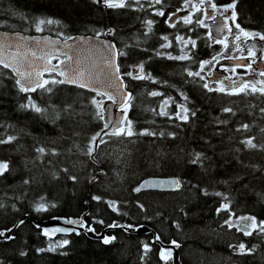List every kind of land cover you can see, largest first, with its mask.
Returning a JSON list of instances; mask_svg holds the SVG:
<instances>
[{
	"label": "trees",
	"instance_id": "obj_1",
	"mask_svg": "<svg viewBox=\"0 0 264 264\" xmlns=\"http://www.w3.org/2000/svg\"><path fill=\"white\" fill-rule=\"evenodd\" d=\"M212 2L223 6L232 0ZM188 5L186 0H163L162 4L141 0L131 8H108L91 0H0L2 31L60 38L109 36L118 52L125 53L119 54L118 64L133 97L127 117L137 132L156 133L103 136L108 142L100 145L95 159L90 158L84 149L103 127L90 103L95 94L52 83L46 86L51 92L22 93L12 74L0 67V140L15 137L0 144V161L9 164L0 176V231L11 229L25 215L44 220L87 213V224L97 233L112 224L131 229L144 225L161 241L178 242L183 264H264V234L256 230L245 236L224 224L229 218L235 224L241 216L264 221V150L242 143L255 137L253 143L264 145V95L209 92L202 87L203 80L187 75V71H198L199 62L211 60L221 48L211 45L207 27L195 22L168 25V16ZM201 8L194 21L202 19L204 5ZM157 9L165 15L154 14ZM235 11L240 28L264 34V0H238ZM39 19L60 23L42 25L43 31L37 32L34 21ZM147 20L154 21L150 32ZM109 29L111 34H105ZM178 35L189 40L188 47L179 46ZM164 36L171 47H161ZM191 40L196 41L195 47ZM181 49L191 58H168L181 55ZM128 72L151 78L133 79L124 75ZM45 79L59 80L53 74ZM152 91L163 95L152 96ZM28 96L46 111L22 109ZM167 98H171L167 115H161ZM177 104L189 109L187 121L177 118V112L184 114ZM226 107L233 111L224 112ZM243 124L249 129H242ZM39 147L46 154L37 153ZM197 154L200 160L192 163ZM150 177H176L181 185L174 192L134 191ZM93 196L102 199L93 200ZM109 201L115 202L116 211ZM40 203L47 205V211L35 210ZM225 203L229 210L218 212ZM108 235L115 237L109 245L85 235L48 239L24 221L13 239L0 241V264H170L158 259L152 234L117 231ZM64 240L66 245L57 246ZM240 243L253 251L240 254L232 247Z\"/></svg>",
	"mask_w": 264,
	"mask_h": 264
},
{
	"label": "snow or ice",
	"instance_id": "obj_2",
	"mask_svg": "<svg viewBox=\"0 0 264 264\" xmlns=\"http://www.w3.org/2000/svg\"><path fill=\"white\" fill-rule=\"evenodd\" d=\"M94 3L102 4L108 8H131L133 6V3L139 5L141 0H93ZM151 3L152 0H149ZM238 0H232V2L228 5H217L216 3H213L212 0H198L196 4H191V0H186V3L191 4L193 8H195L198 12L201 11V7L207 3L212 9H219L222 8L224 12H227L231 10V16H224L221 13V21L217 23L216 26V36L213 37V42L216 44H223L224 51L219 53V56H224L225 53L227 54V59L231 60L233 59V56L231 54V47L229 44V37H231V44L234 45L235 49L237 51L243 52L244 48L241 46L242 44H246L247 40L242 41L241 36L245 38H255L259 37L260 40H264V34L261 33H253L248 32L242 28H240L239 24H235V17L237 16V13L235 11L236 4ZM163 0H154V4H162ZM185 8L177 9V12L180 11H186ZM177 12H173L168 16V21L172 20L173 16H176ZM156 15L164 16L165 13L162 9H157L155 11ZM205 18H211L214 23L217 22V16L216 15H210L207 11H204L203 13ZM180 19L183 20L185 24H192L196 23L200 27H207V25L204 22V19L197 18L195 21H193L191 15H186L183 17H180ZM231 19L233 24H235V28L238 31H233V28L228 25V20ZM167 22V21H166ZM53 23L59 24V21H54L52 19H39L38 21H34L35 24V30L37 32H42L43 28L42 25L48 24L51 25ZM154 23L152 20H147L146 24L148 26V31H151V26ZM170 27H175V24H169ZM112 30L109 29L108 33L105 34H111ZM63 35V34H61ZM209 36H212V33L209 32ZM74 39L71 36H65V41ZM163 40L167 41L168 37L164 36L162 37ZM177 41H184L185 46L189 43V40H185L183 36H176L175 38ZM236 41H241V43H236ZM47 43L51 44L52 50L45 52L43 55H39L37 48L32 47L33 44H35L37 47L41 44V40L36 37H27L20 34H16L15 36H10L8 33H0V67H3L5 69H8L13 74L12 78L15 80V84L18 87V90L22 93H28V92H34L37 89H42L44 91L51 92L50 88H47L46 86L49 83L52 84H72L79 88H84L89 91H92L95 93L93 97L90 98V103L95 107L96 113L95 116L98 117L101 120H104L103 127L100 129V131L96 132L94 135H92L89 138L88 144L86 145L84 149V154L89 156L90 158L95 159V154H97L100 145L107 143L108 141L103 139V135H110L114 137H132L134 135H149L153 136L156 135V133L151 132L147 129L136 131L133 128V122L128 119L127 112L129 108L131 107V104L129 103L133 97L130 92L121 93L120 88L126 87L123 82L122 76L119 74L120 69L118 65L114 64L115 55L116 52L113 51L115 48V45L101 42L103 44L104 49L106 50L107 54L103 56L105 65L108 69H114V71H105L103 68H100L98 71H90L87 67H82L81 62L79 60H74V58L67 53H60L56 50V45L58 42L47 40ZM192 46L195 47L196 41L191 40L190 41ZM161 47H171V42L165 45H161ZM253 47H248L247 52L249 57H255V52L253 51ZM12 49H15L14 51H10ZM23 50V51H21ZM40 52H44V50L41 48ZM181 55L179 56H172L168 55L169 59L174 60H186L190 59L188 53L184 52V49H181ZM120 55H124L125 53L119 52ZM159 54V53H157ZM60 55H63L66 57V59H60ZM31 56L33 59L29 60L28 57ZM243 58V57H239ZM52 59H57L59 62L57 64H51ZM35 60H43L44 65H36ZM212 61H216L219 63V60L217 59V56H213L211 60H204L199 62V70L198 71H187V75L189 77H198L200 80H204L205 83L202 85L205 89H207L209 92L216 91L221 92L228 95H234V94H240L244 93L245 95L248 94H255L259 92L261 95H264V80H256L254 82H248V81H235L232 80L229 76H224L221 79H218L214 81V83L219 84V87H211L207 80L205 79L204 75H201L202 72L205 71L206 66L212 64ZM252 63H255V59H253ZM252 63L248 64H238L236 67L244 68L246 71L251 70L253 73H256L255 69H252ZM26 65V67H25ZM140 73H143V64H140L139 66ZM235 68L230 69L229 71L235 72ZM44 73H48L51 75L52 73H55L57 76L62 77L59 80L52 79H43ZM124 75L131 76L133 79H145V78H151L150 74L143 75V74H136L134 75L132 72L124 73ZM210 75V72L208 73ZM258 75L261 77H264V70H260L258 72ZM224 80H230L231 81V87H225L224 86ZM117 81L119 83L117 84ZM155 82V81H154ZM97 84H100L101 87H96ZM257 84L261 85L260 88H257ZM152 96H160L163 95L160 92L152 91L150 93ZM183 99H187L186 96L183 95V93L180 94ZM97 97H106L107 100H110L113 105L117 106L123 113L122 117L116 120L107 119L104 115V113H107L110 111V109L105 108L104 100L103 99H97ZM119 97V99H118ZM27 102L20 105L22 109H31L37 113H41L46 111V109L41 108L38 106L32 99L31 96H28ZM169 99L167 98L163 101V104H167ZM175 102V101H173ZM71 105L66 106L65 111H67ZM177 107L182 109L183 115L180 114V112L176 113L177 118L182 119L184 121H187L188 119V112L189 109L184 107L181 104H177ZM224 112L229 113L233 110L231 108H224ZM264 112V109L261 110ZM161 115H167L165 112H160ZM193 116L195 115V112L191 113ZM57 118H59V114H57ZM171 118V116L169 117ZM248 124L241 125V128L244 130L249 129ZM111 129V131H105L106 129ZM238 131L241 129H237ZM261 131H264V129H261ZM103 133V135H102ZM161 135H163L161 133ZM15 137L9 136L6 140H0V144L3 143H10L13 141ZM255 137L246 138L242 141L248 148L256 149L260 148L264 150V145H259L256 143H253V140ZM37 153L40 155L46 154V149L44 147H39L36 149ZM51 154L55 155L56 153L53 151ZM200 155L197 154L196 157L192 160V163H197L200 160ZM9 170V164L6 161H0V176H2L5 172ZM65 171H67L65 169ZM72 180H76L75 176L70 177ZM93 180H95V177H93ZM29 181H25V183H28ZM169 186L179 188L181 185V182L179 180H172L169 181ZM162 185H152L149 181L145 180L143 181L138 187L134 189L136 192H140L141 190L145 189L146 187H158ZM216 195H221L220 193H216ZM43 199V198H42ZM93 200L100 201L102 198L99 196H93ZM227 199V198H225ZM109 203V206L112 207L113 211H116V208L114 206L115 202H107ZM141 208H143V205H140ZM36 211H47V205L40 203L36 206ZM220 210H229V204L225 203L221 206V209H218V212ZM234 215V213L230 212V216ZM240 221H250L251 223H239ZM99 223L103 224V221H98ZM22 223V222H21ZM66 223L74 224L77 223L76 221L68 220ZM224 224L228 227H236L238 231L243 232L245 236H249L252 234V231L258 230L260 234H264V221L257 222L255 217L251 216H241L237 219V222L234 224L232 220L225 219ZM81 227H86L87 231H95L90 226H85L82 222H80ZM108 227H117L116 224L108 225ZM130 227V226H129ZM7 232H11V229L6 230ZM6 231H0V237H4L6 239H13V237L6 235ZM53 232H61V231H68L67 229L62 228H54L52 229ZM45 235H48V232H44ZM115 239V237H105L104 243H109L110 240ZM157 240H159V236L156 237ZM68 243L67 240H64L62 242H59L57 246L66 245ZM175 244V241H173ZM178 246V245H177ZM234 250L238 251L240 254H250L253 249L247 248L244 243H240L239 245L232 246ZM145 251L149 250V246L147 244L144 245ZM49 250H52L51 248ZM40 251H44V249H41ZM164 251L161 250V256H164ZM171 253L169 252L168 255Z\"/></svg>",
	"mask_w": 264,
	"mask_h": 264
},
{
	"label": "water",
	"instance_id": "obj_3",
	"mask_svg": "<svg viewBox=\"0 0 264 264\" xmlns=\"http://www.w3.org/2000/svg\"><path fill=\"white\" fill-rule=\"evenodd\" d=\"M93 1V0H91ZM102 5V4H99ZM186 14V11H181L179 13L176 14V16L172 17L171 21H168L169 24H173L178 18L184 16ZM219 22V20L217 19V23ZM6 31H2L0 30V33H5ZM8 33L10 36H15L16 34H20L23 36H27V37H36L39 38L41 40V44L37 47L35 44L32 45V47L37 48L38 54L39 55H43L45 52H48L50 50H52V46L51 44L45 42L46 39L47 40H51V41H56L58 42L56 45V50L60 53H67L68 55L72 56L74 58V60H79L81 62V66L82 67H87L90 71H98L100 68H103L105 71H114V69H108L107 66L105 65L103 56L107 54L106 50L103 47V44L101 42H106V43H110L115 45V43L109 38V36L105 35V36H93V35H75L73 36L74 39L72 40H67L65 41V38H60V37H54V36H50L48 34H24L21 32H6ZM249 46L252 47L255 50H264V42L261 40H252L249 43ZM43 49L44 52H40V49ZM15 49H12L10 51H14ZM23 51V50H21ZM114 52H116L115 55V60H114V64L118 65V49L115 45V48L113 49ZM60 59H66L65 56L60 55L59 57ZM29 60H32L33 58L31 56L28 57ZM53 60H57V59H52L51 60V64H57L58 62L53 63ZM240 61L237 60H232L229 62V64H233V65H238ZM35 64L36 65H44V61L43 60H35ZM26 67V65H25ZM3 68V67H1ZM5 69V68H3ZM120 69V67H119ZM7 71H9L8 69H5ZM11 73V71H9ZM12 74V73H11ZM53 75H55L58 79H61L62 77L57 76L55 73H52ZM122 78L123 75L120 71L119 73ZM49 75L48 73H44L43 75V79L46 78V76ZM13 76V74H12ZM123 82L124 85H126L125 80L123 78ZM119 83V81H117V84ZM64 85L66 86H72V87H76L75 85L72 84H68L65 83ZM96 87H101L100 84H97ZM79 88V87H77ZM84 91H87L89 93L95 94L92 91H89L87 89L84 88H80ZM120 92L126 93V87H121L120 88ZM105 100H107L106 97H103ZM119 99V97H118ZM108 102L104 105L105 108L110 109L109 112L104 113L105 117L107 119H111V120H116L122 117L123 113L122 111L115 105L112 104V102L110 100H107ZM103 124H104V120H102ZM105 131H111V129H106ZM103 135V133H102ZM103 136H110V135H103ZM149 181L152 185H162V186H158V187H146L145 189L141 190V191H159V192H174L176 191L178 188L176 187H171L169 186V181L172 180H178V178L176 177H150L147 179H144L143 181ZM141 181L139 183V185L143 182ZM138 185V186H139ZM86 215L87 213H83L82 215H80L79 217H52V218H47L44 220H37L29 215H25L22 218H20L15 224L14 226L11 228V232H7L6 231V235L8 236H12L13 232L17 229L18 225L21 222L24 221H29L36 229L41 231V234L48 238V239H55L59 236H71V235H75V236H80V235H85L87 238L94 240V241H99L101 242L103 245H109L114 239L110 240L109 243H104V238L108 237H114V236H109L108 233H114L117 231H125L129 234H133V235H137V236H144V235H148V234H152V239H151V243L157 245L158 250H157V256L158 259L163 262V263H169L170 264H183L180 258V244H178V242L175 241V244L173 243V241L170 242H163L160 239L157 240L156 237L157 235L147 226L144 225H139V226H135L133 229H131L129 226H119L117 225V227H105L104 229H102L99 233H97L96 231H87L86 227H81L80 226V222H82L85 226H89L87 224L86 221ZM68 220H72V221H76L77 223L74 224H69L66 223V221ZM92 227V226H90ZM54 228H62V229H67L68 231H61V232H53L52 229ZM93 228V227H92ZM94 229V228H93ZM47 231L48 235H45L44 232ZM9 239H6L4 237H0V241H8ZM178 245V246H177ZM165 250L164 251V256H161V250ZM171 253L170 255H168V253Z\"/></svg>",
	"mask_w": 264,
	"mask_h": 264
},
{
	"label": "flooded vegetation",
	"instance_id": "obj_4",
	"mask_svg": "<svg viewBox=\"0 0 264 264\" xmlns=\"http://www.w3.org/2000/svg\"><path fill=\"white\" fill-rule=\"evenodd\" d=\"M189 10L192 11L193 8H190ZM205 11H207L210 15H215L214 11L211 9V7L209 5L205 8ZM223 15L224 16H231V15H229L228 12L227 13H223ZM219 18H221V16H217L218 20H219ZM206 19L209 22H211L210 27L207 26L208 33L209 32H211V33L214 32L217 25L213 22V20L211 18H206ZM228 25L233 28V31H238L235 28V25L233 24L231 19L228 20ZM231 39L232 38L230 37L229 38V44H230V47H231V54L233 56V59L229 60V59L226 58L228 53H225L224 56L216 55L217 59L219 60V63L214 61L216 64H215L213 73L210 74V78L208 79L209 85L211 87H219L220 85L214 83V81H216L218 79H221L224 76H229V77H231L232 80H235V81L243 80V81L250 82L251 79H254V78L259 79V80H264V77H261V76L258 75V72L260 70H264V50H255L253 48V51L256 54L254 58L253 57H249L248 56V52H247V48L250 47L249 46L250 41L259 40V38L255 37V38L249 39V38H245V37L241 36V40L242 41L247 40L246 44H242L241 45L244 48L243 52L237 51L235 49L234 45L231 44ZM167 41H170V40H167ZM210 43H211V45L216 44L212 40H211ZM236 43H241V41H236ZM219 45L221 46L219 53H221V52L224 51V47H223L222 44H219ZM239 57H243V58L241 59ZM253 59H255V63H252ZM232 60L240 61L239 64L252 63V69H255L256 73H253L251 70H247L246 71L244 68H239V67H236V65L229 64V62L232 61ZM232 68L236 69L235 72L229 71ZM224 86L225 87H231L232 86L231 85V81L230 80H224Z\"/></svg>",
	"mask_w": 264,
	"mask_h": 264
},
{
	"label": "rangeland",
	"instance_id": "obj_5",
	"mask_svg": "<svg viewBox=\"0 0 264 264\" xmlns=\"http://www.w3.org/2000/svg\"><path fill=\"white\" fill-rule=\"evenodd\" d=\"M198 1H192L191 2V4H196ZM191 4H189L188 5V7H185V9H189V8H193L192 6H191ZM206 6H207V4H204V7L206 8ZM212 9V8H211ZM201 10H202V8H201ZM213 11H214V13H215V15L216 16H221V13L223 14V13H231V10H229V11H227V12H224L223 11V9L222 8H219V9H212ZM204 11H205V9H203V12H202V19H204V22H205V24L207 25V26H209L210 27V25H211V22H209L205 17H204V15H203V13H204ZM191 12V13H190ZM197 13H201V11H197L195 8H193V10L192 11H188V14H185L184 16H186V15H191L192 16V19H193V21H194V17L196 16V14ZM230 15V14H229ZM183 17V16H182ZM221 19H222V17L219 19V22L221 21ZM180 22H182V23H184L183 22V20L182 19H177V21H176V23H180ZM216 25H217V22L215 23ZM216 36V31H214V33H212V36H211V40L213 41V37H215ZM230 38V37H229ZM170 41H166L165 42V44H168ZM181 43L184 45V47L183 48H186V47H188V44H187V46H185V43H184V41H178V44H179V46L181 45ZM223 45V44H222ZM168 48V47H167ZM215 62L214 61H212V64H210V65H208V66H206V68H205V71L204 72H202L201 73V75H204L205 76V79L207 80V82H208V79L210 78V75H208V73L210 72V74L211 73H213V70H214V67H215ZM256 80H259V79H256V78H254V79H251V81L250 82H254V81H256ZM204 81V80H203ZM204 83H205V81H204ZM261 87V85H259V84H257V88H260ZM104 100V99H103ZM108 101H106V100H104V105L107 103ZM103 105V106H104ZM170 106V102L168 101V103L167 104H163L162 106H161V109H162V111L163 112H165V113H167V111H168V107ZM238 219V218H237ZM237 219L235 220V222H237ZM239 223H241V224H244V223H251L250 221H240Z\"/></svg>",
	"mask_w": 264,
	"mask_h": 264
}]
</instances>
